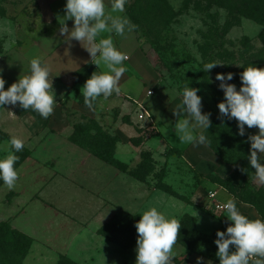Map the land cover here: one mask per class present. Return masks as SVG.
<instances>
[{"label": "rangeland", "instance_id": "obj_1", "mask_svg": "<svg viewBox=\"0 0 264 264\" xmlns=\"http://www.w3.org/2000/svg\"><path fill=\"white\" fill-rule=\"evenodd\" d=\"M134 1L127 0L126 4ZM167 1L175 13L168 28L164 30L170 41L168 49L162 52L161 59L158 58L147 39L135 29L138 48L149 52L157 83L164 87V91L169 88L171 95L176 96L182 95L186 83L198 88L197 94L202 98V112L210 113L212 121L216 106L202 82L208 80L224 97L219 88L220 82L215 79L216 74L230 72L233 79L226 82L236 84L245 54L247 56L263 49L259 36L264 34V27L249 19H242L238 27L232 28L221 40L214 42L213 31L223 25L227 18L225 11L213 7L206 12L203 11V6L199 9L189 6L184 11L182 0ZM65 4L66 0H0V8L4 10V15L0 16V70L6 81L5 90L19 76L29 74L31 59L39 57L50 68V79L53 81L57 102L54 112L58 113L60 110L67 116L69 124L64 134H58L49 127L51 115L40 120L41 116L37 112L32 109L25 111L19 103L14 107L4 105L0 108V132L23 139L24 148L31 152L24 163L16 168L19 180L14 189L9 190L0 180V222L8 221L12 228L31 241L22 264H57L60 258H66L73 264H135L136 231L123 246L103 235L104 226L114 215L112 211L100 208V204L93 202L109 198L107 194L112 193L111 188H107L106 183L97 184L88 174L81 175L80 168L76 167L66 174V178L61 177L65 173L61 172L59 158H93L87 150L75 144L84 152L82 157L77 154L64 155V152H68V137L76 128L88 125L93 128L88 131L90 135L95 136L94 129L99 128L112 141L113 158L142 178L138 180L121 172L118 177L120 187L116 192L124 204L119 201L123 208L114 210V214L123 212L139 221L143 211L155 206L166 216L176 217L180 221L189 217L193 219L197 231L205 234L208 240L197 253L191 254L184 249L180 254L179 248V251L174 250L172 264H182L184 261L197 264L198 257L202 258L203 264H219L217 246L214 243L217 239L216 232L225 231L230 221L226 218V212L211 211L208 194L215 193L214 200L222 204L230 197L209 182H204L201 187L203 175L189 167L175 152L176 148L174 151L166 146L158 149L147 143L157 136L167 138L166 144L172 146L168 136H174V128H166L169 115L162 113L166 97L161 89L149 83L138 84L133 89L142 106L162 121L166 129L157 127L159 134H154L147 127L142 129L138 124L134 128L141 135L131 138L122 123L115 124L113 108L110 109L109 117L104 115L102 120L89 119L73 109L72 87L62 84L72 79L74 71L91 57L84 48L89 46L86 42L80 44L74 39L63 42L66 36L59 33V18L64 15ZM213 14L216 15V22L212 18ZM66 23L69 29L73 27L71 20ZM124 36L126 38V33ZM124 36L117 35V39L122 41L120 46L123 53L129 55L130 44L123 42ZM242 38H246V46H242ZM202 48L207 50L205 57L201 56ZM207 63L224 65L206 72L204 66ZM167 66L171 67V71H168ZM64 87L69 90L67 97ZM146 87H153L148 89L153 90V96H144ZM91 120L97 125L96 128L92 126ZM249 130L258 134L255 127ZM136 140H139L138 144ZM177 141L179 143L180 140ZM10 150L8 140L0 141V159ZM146 151L150 153L153 165V171L147 176L139 168L140 154ZM260 158L263 163L264 153L260 154ZM74 165L92 170L89 163L81 165L79 162ZM249 183L254 187L262 185L255 176ZM158 184L166 185L176 195L161 191Z\"/></svg>", "mask_w": 264, "mask_h": 264}, {"label": "clouds", "instance_id": "obj_2", "mask_svg": "<svg viewBox=\"0 0 264 264\" xmlns=\"http://www.w3.org/2000/svg\"><path fill=\"white\" fill-rule=\"evenodd\" d=\"M127 0H111L110 11L107 10L105 0H66L64 15L59 18V33L69 40L86 42L84 47L94 61L96 67L103 63L107 71L93 72L84 82L82 95L84 104L92 109L98 97L108 98L115 92L120 94L119 81L125 73L124 61L129 57L117 49L112 34L124 36L126 31L136 29V25L124 15ZM73 22L69 29L67 21ZM107 33V36L104 34ZM98 41V42H97ZM221 63H207L204 71L208 72ZM215 79L219 81V88L223 91L224 100L218 103L219 114L228 119H235L238 134L245 135L247 128H257L258 134L248 137L250 154L248 156L251 168L255 170V177L260 184H264V163L260 154L264 153V67L249 65L240 73L241 86L239 90L235 84L227 83L233 79L232 73H217ZM0 70V108L4 105L16 106L17 103L26 111L32 109L42 118L47 119L53 114L57 104L50 68L43 64L39 57L30 61V72L19 76L7 90ZM198 88L186 83L183 86L182 102L172 112L177 119L175 131L181 143L210 144L205 132L211 127L210 113L202 112V98L197 94ZM150 95V93H149ZM15 117L12 112H8ZM199 128L201 131L196 132ZM10 151L0 159V180L12 190L19 180L15 167L19 160L18 153L24 148V140L12 136ZM226 211V218L230 221L225 231L216 232V256L219 264H264V220L249 219L242 214L235 198H229L221 206ZM196 214V213H195ZM181 222L176 217L166 216L157 207L150 206L143 211L135 224L136 259L135 264H172L175 256L174 247L179 238ZM234 249V250H233ZM197 264H203L202 258H197Z\"/></svg>", "mask_w": 264, "mask_h": 264}, {"label": "trees", "instance_id": "obj_3", "mask_svg": "<svg viewBox=\"0 0 264 264\" xmlns=\"http://www.w3.org/2000/svg\"><path fill=\"white\" fill-rule=\"evenodd\" d=\"M189 6L195 9L204 7L203 11L208 12L213 7L226 12V19L220 29L214 32V42L225 36L232 28L238 27L242 19H249L260 26L264 27V0H182L183 10H187ZM147 10V11H146ZM4 15V10L0 8V16ZM125 15L136 25V30L147 39L151 49L157 54L158 58L163 57V51L168 49L169 42L167 33L164 31L175 17V13L167 0H135L131 4L125 5ZM215 20L216 15H212ZM216 22V20H215ZM263 49L257 53L248 54L242 58L243 63L236 79V87L239 90L241 86L240 73L244 67L253 65L255 67H264V34L259 36ZM246 38H242V46H246ZM207 50L202 48V57H205ZM163 63V62H162ZM166 66V64H163ZM168 71H171V67ZM211 94V99L216 106V113L211 121V127L205 135L211 141L205 144L215 156L223 163L232 166V173L225 179H221L216 175H209L205 178L210 182L218 185L227 191L235 200L240 203L251 206L256 213L264 220V184L259 187L252 186L249 181L255 176V170L251 168L248 160L250 154V142L248 137L253 135L249 129L245 128V135L238 134L236 120L222 117L217 107L218 103L223 102L224 97L219 91L213 87L208 80L202 82ZM75 98L78 104L85 106L83 96L75 92ZM92 126L96 128L94 121H90ZM91 127L83 126L76 128L69 141L78 147L87 150L91 155L101 161L115 167L121 172H126L135 179L141 180L132 171L127 170L124 163L113 158L112 141L100 131L99 128L94 129L96 135L92 136L88 133ZM93 129V128H91ZM11 137L0 132V141L8 140ZM139 143V140H136ZM176 152V151H175ZM178 153V152H176ZM19 156L15 167L23 163L30 155V152L23 148L22 151L15 153ZM179 154V153H178ZM141 163L139 168L143 169L144 175H149L153 171L152 159L149 152H142ZM161 191L176 195L166 185L158 184ZM138 222L130 215L117 212L114 214L110 222L104 226L103 235L116 244L123 246L129 241L130 236L136 231L135 224ZM180 236L176 244L182 246L189 253H197L204 247L208 238L205 234L200 233L195 228L193 219L184 217L181 221ZM30 239L22 236L20 232L11 227L8 221L0 222V264H22V260L30 247ZM57 264H73L66 258H60Z\"/></svg>", "mask_w": 264, "mask_h": 264}, {"label": "crops", "instance_id": "obj_4", "mask_svg": "<svg viewBox=\"0 0 264 264\" xmlns=\"http://www.w3.org/2000/svg\"><path fill=\"white\" fill-rule=\"evenodd\" d=\"M105 4H106V8H108L109 10L110 5H111V0H105ZM119 15L126 16L125 13H122V14L119 13ZM135 36H136L135 30H133L131 32H126V38L124 36V39H122L123 42H125L126 44L127 43L130 44L131 53L129 55L127 54L129 59L124 61V64H123V66L126 68V71L122 75L119 81V86L121 88L120 94L117 95L115 92H113V94L106 99L103 96L98 97L92 109H89L86 106L78 104L75 98V92H78L81 96H83L82 87L84 85V82L91 76V74L94 71L97 73L107 71V68L103 63H101L100 66L96 67L93 64L94 61L90 58L88 61H86V63L81 64L80 67H78V69L74 71L72 75V79L67 80L65 81L64 84H62L63 86L66 84L69 88L72 87V93H73L74 100L71 103H72L73 109L76 112L82 114L83 116H86L89 119L99 118V120H102L104 115H106V117H109L110 109L113 108L112 112L115 113V115H113L115 124L119 125L122 123V125L126 127L125 131L131 134V138L133 136L138 137L141 135V133L135 131V128H134V126L138 124H139V127H141L142 129H145L147 127L151 129L154 134H159L157 129L159 127H164L162 125L163 124L162 121L160 120V118L155 117V115L148 112L142 106L141 100L138 99L136 95H134L133 89L136 88L138 84L143 85L145 83H149V84L154 85V87L156 86L160 88L162 93L166 97L165 100H163L164 101L163 103L165 105L163 106L162 113L164 112L163 114L169 115V121L166 123L167 125L166 128L167 129L168 127L174 128L172 130L174 136L173 137L168 136L171 139L172 146L166 144L165 139L167 138L157 137V136L148 140L147 143L158 149H161L162 146H166L172 151H174L176 148L175 151L179 153L180 155L179 157L183 159V161L186 162L189 167L197 170L199 173L203 175L204 181L200 184L201 187L204 184V182H209L213 187H217L218 189H222L223 191H225L223 188L210 182L205 177L209 175H216L221 179H225L232 173L233 171L232 166L223 163L217 156L213 154V152L205 144H185V143H181L180 141L178 143L177 141L178 135L175 131V124H176L177 119H180L182 117H174L172 112L176 109V106L178 104H181L182 95H176V96L173 94L171 95V90L169 88H165L166 90L164 91V87L162 88L160 87V85H158L156 74L153 70L152 64L150 63L151 61L149 58L150 54L146 50L144 49L142 50L138 48V44L136 42ZM112 38H113L114 44L117 47V49L120 50L121 52H124V50H121L122 41L117 39V35L115 33L112 34ZM68 40L69 39L66 36L65 39H63V42L65 43ZM152 88L146 87L145 95H144L145 97L153 96V90H148ZM64 90H66V94L69 92L68 88L66 87H64ZM149 91L152 92L151 95L147 94V92ZM68 95L69 94H67L66 97ZM139 106H141V108L147 112L149 116V120H138L137 114L140 112ZM114 108L116 109L114 110ZM134 116L137 120L136 119L134 120ZM39 119L43 120L42 117H40ZM142 121H145V122H142ZM150 122H152L153 125H150ZM48 124H49L50 129L58 134H64L69 127L67 116L62 114L60 110H58V113L53 112ZM200 131L201 129L199 128L196 129L197 133H199ZM172 138L174 139L172 140ZM66 143H67L66 149H68V152L70 151L71 153L64 152L65 156L77 154V156L81 155L82 157V153H84L82 150H80L77 146H74V144H72L69 141V139L66 140ZM27 150L30 152L29 149ZM148 151H151V150H148ZM74 158H59L58 159L60 162L61 172L65 173V175L61 177L66 178V174H68L71 170H73L74 167L80 168L79 172L81 175L88 174L89 176H91L90 179H95L97 181V184L101 182L102 184L106 183L107 184L106 187L111 188L112 190V193L107 194L109 198L107 199L100 198L99 200L96 199L98 202H93V203H98L101 205L100 208H105L106 210L110 212L112 211L113 215L115 211L121 210L123 207L121 206V203L119 201H121L123 204L124 202L120 200V196L118 195L119 193L116 191L120 187L118 177L121 176L123 172L121 173V171L117 170L115 167L109 164H106L105 162L101 161L95 156H93V158H78L77 160H75ZM79 162L81 163V165L83 163H89L90 166H92V170L90 169L85 170L81 168L80 165H77V166L74 165ZM225 192L228 194L230 198H233L227 191ZM235 201H236V205L239 211L245 216H247L249 219H256V218L261 219L260 216L256 213V211L251 206L240 203L237 200ZM210 206H211V201H210ZM225 212L226 211H224L223 213ZM174 248H175L174 250H178L179 248L181 251L180 254H182L183 251H185L184 248L180 245L178 246L175 245ZM182 264H189V261L188 262L184 261Z\"/></svg>", "mask_w": 264, "mask_h": 264}, {"label": "built area", "instance_id": "obj_5", "mask_svg": "<svg viewBox=\"0 0 264 264\" xmlns=\"http://www.w3.org/2000/svg\"><path fill=\"white\" fill-rule=\"evenodd\" d=\"M149 93H150V95L152 94L151 91L147 92L148 95H149ZM139 109H140V112L137 114L138 120H149V116H148L147 112L145 110H143L141 108V106H139ZM150 125H153V123L150 122ZM208 197L211 200V209H212V211L214 213H222V212H224V210H222V208H221L222 203L217 202L216 200H214L215 193H209Z\"/></svg>", "mask_w": 264, "mask_h": 264}]
</instances>
